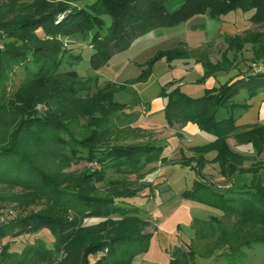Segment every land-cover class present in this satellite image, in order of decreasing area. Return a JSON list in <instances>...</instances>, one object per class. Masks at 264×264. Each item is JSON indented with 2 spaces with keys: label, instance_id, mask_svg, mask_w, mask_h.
<instances>
[{
  "label": "trees",
  "instance_id": "trees-1",
  "mask_svg": "<svg viewBox=\"0 0 264 264\" xmlns=\"http://www.w3.org/2000/svg\"><path fill=\"white\" fill-rule=\"evenodd\" d=\"M78 1L81 0H6L0 9V182L7 181L36 194L44 192L48 184L49 197L64 207L53 204L45 211L0 224L1 240L8 236L18 239L20 235H37L44 230L54 236L52 249L40 239L33 245L27 244L22 253L8 252L6 245L0 252V264H18L21 259V264H34L37 259H51L56 252L64 253L62 264H133L136 256L149 247L154 233L149 230L151 220L140 216L138 208L117 205L118 200L130 198L137 191L123 195L115 190L104 196L90 191L85 182L92 179L103 182L108 169L118 174H138L150 165L166 163L163 148L110 143L113 118L124 113V108L114 101L120 85L113 82L101 85L98 79L84 78L77 71H61L65 61L72 64L79 57L68 58L65 40L90 34L96 24L103 26L100 15L108 13L112 17L109 35L103 39L95 35L91 43L90 64L92 69L99 70L130 49L140 37L197 15L210 13L212 18L219 19L237 10L254 11L252 23H264V0H98L91 10L77 8L74 4ZM227 42L233 56L225 55L223 64L203 62L205 77L219 69L230 71L245 45L251 44L253 64L248 74L206 92L201 98L185 95L176 82L163 87L162 96L167 99L165 111L170 125L193 123L216 138L198 153L216 150L224 175L230 177L245 161L231 149L230 137L234 136L241 145L252 144L258 155L264 154V126L238 127L237 115L249 105L234 101L241 89L247 90L249 99L264 89V74L253 72L254 64L264 62V32L237 35ZM18 69H22L23 78L17 85ZM11 84L18 88L8 98ZM93 89L98 92L92 97H82L85 90ZM222 109L230 114L219 119ZM84 152L86 161L103 166L101 175L85 172L79 183V179L74 183L68 181L74 178L69 176L66 189L62 188L63 179H57L64 173L56 177L53 169L62 170L64 161L69 165L80 161ZM200 158L203 163L204 158ZM262 168L264 165L259 161L251 168L255 182L248 190L235 191L233 187L214 190L209 182L200 180L195 182L192 192H186L187 198L222 213V218L199 223L217 224L218 242L231 251L232 257L234 253L240 256L244 247L264 246V185L257 178ZM46 171L53 175L50 179ZM56 209H63L62 213ZM67 209H73L81 218L70 217ZM82 218L99 219L108 229L102 236L93 232L83 235ZM199 228L201 234L205 227ZM105 250L102 260L89 261L91 256ZM190 253L192 259L196 252ZM183 261L173 258L171 264Z\"/></svg>",
  "mask_w": 264,
  "mask_h": 264
},
{
  "label": "rangeland",
  "instance_id": "rangeland-1",
  "mask_svg": "<svg viewBox=\"0 0 264 264\" xmlns=\"http://www.w3.org/2000/svg\"><path fill=\"white\" fill-rule=\"evenodd\" d=\"M5 2L6 0H0V9ZM97 2L98 0H81L74 5L77 8L91 10L92 6ZM100 18L103 20V26L99 27L96 24L92 27L90 34L78 35L72 39L65 40V51L68 58H73L72 56L79 57L78 59L74 58L76 61L72 60V64H66L67 62L65 61L61 71H77L84 78L98 79V83L104 85L110 78H115L117 71L127 62L126 60H134L140 56L139 53L145 46L143 43H146L148 39L146 37L141 39L140 37L133 47L118 54L113 63H109L99 70H94L90 64V58L93 54V49L91 48L92 40L95 35H100L101 39L108 36L112 23V17L106 12L101 14ZM249 31L264 32V23L254 24L253 27L240 36H245V34L250 33ZM38 34L43 36L42 31H38ZM225 43H223L224 48L226 46ZM152 68L155 69V62L151 63L150 61L140 68V74L135 79H132L134 80L133 82L130 80L119 84L120 89L115 93L114 101L124 108L123 112L125 114L122 113L118 117L113 118L111 124L113 131L112 136H110V143L126 146L145 144L162 146V157L166 159V163L150 165L138 174H118L114 170L108 169L103 182H96L94 179L87 180L85 182L87 188L95 194L104 196H108V193L113 194L115 190H119L123 195L127 194L128 191H137V194L130 196V198L117 201L119 206L138 208L139 215L152 222V227L149 230L154 233L149 247L145 252L136 256L133 264H171L173 258L184 259L185 261L182 264H264L263 245H256L251 249L244 247L240 251V256L238 253H234L232 257L231 251L218 242L220 231L217 228V224L215 223L213 226L210 222L207 226L206 223H199L200 221L207 222L215 217L218 219L222 218V215H218L210 211L209 207L186 197V192H192L195 182L200 180L209 182L214 190H217L219 186H226L230 183L234 185L235 191L252 188L255 182V175L251 168L258 161L261 165H264V155L256 153L258 158L253 163L255 153L253 145H238L237 150L239 152L237 153L245 161L240 166V170L228 177L224 175L222 166L217 161L218 153L216 150L209 149L206 150V153H198L199 149L212 143H210L212 134L202 130L198 125L194 124V126L190 125L181 129L177 127L178 123L170 125L168 121L158 120L151 122L159 129L157 132L153 131L152 127L148 126V122L151 120L150 115L153 111L150 110L149 114L145 115L141 113L142 108L147 103L146 98L149 95H153L154 86L159 84V82L162 87H165V85L162 84L156 74L153 77L154 71ZM18 70L17 85L23 78L22 69ZM135 75L130 78H134ZM17 88L16 85L13 86L11 84L7 91V97L12 98ZM96 92H98V89L85 90L82 97H92ZM160 97L163 100L165 111L167 99L162 94H160ZM227 114L226 112V116ZM226 116L221 113L218 118L224 119ZM201 156L204 158L203 163H200ZM85 158H87L86 152H84L80 161L74 162L72 165L64 161L62 170L53 169L52 173L56 177H59L61 172L64 173L60 179H57V181L63 179L62 188L66 189V184H68L66 183V177L73 176L74 178H69L68 181L71 179L74 183L79 179L77 181L79 183L81 179L83 180L85 172H97L96 176L101 175L103 166L98 163V165H93L92 167V162L86 161ZM89 174L91 173L89 172ZM53 175L48 172L47 179H50ZM257 178L264 185V168L259 170V177ZM47 185L44 188V192L36 194L31 189L1 181L0 218H5L4 225L32 212L45 211L49 207H53V204L57 208H64L54 203L53 199L49 197ZM62 210L56 209L55 211H59L61 214ZM67 213L70 214V217L81 218L73 209L69 211L67 209ZM104 224L99 219L83 220L82 218L80 227L84 230L82 232L83 235L93 232L102 236L108 229ZM201 225L205 229L201 234H198L200 231L199 226ZM37 239L42 240L52 249L54 236L51 232L44 230L37 235H20L18 239L8 236L0 244V252L4 251L3 249L6 248V245H9L7 247L8 252L22 253L27 244L33 245ZM80 240L82 241V238ZM192 250L196 252V255L191 259L190 251ZM64 257V253L56 252L51 259L46 261L37 259L40 262L36 261L34 264H62ZM186 259H189V262H186ZM94 260L95 255L89 259L90 262H94ZM21 262H23V259L18 264H21ZM95 262L99 261L95 260Z\"/></svg>",
  "mask_w": 264,
  "mask_h": 264
},
{
  "label": "crops",
  "instance_id": "crops-1",
  "mask_svg": "<svg viewBox=\"0 0 264 264\" xmlns=\"http://www.w3.org/2000/svg\"><path fill=\"white\" fill-rule=\"evenodd\" d=\"M253 14L254 11L245 12L237 10L219 19H215L211 17L210 13H206L205 15H197L189 21L175 26L156 29L141 37V39L146 37L148 40H146V43H143L145 46L139 53L140 56L136 57L138 60L136 58L134 60H126L127 62L117 71L115 78H110L107 82L122 84L123 82L135 79L140 74V68L143 65L157 59L155 69L152 68L154 71L153 77L156 74L165 86L171 82H176L180 85L181 91L185 95L194 99L201 98L206 92L214 88L218 89L227 83L235 82L245 74H248L253 64L251 44L245 45L244 51L239 54V60L233 63L230 71L219 69L215 74L205 77L206 70L203 62L207 60L208 64L216 65L217 63L223 64L225 55L231 58L233 52L228 50L227 39L237 35L240 36L253 27L254 24L251 21ZM224 42H226L225 48ZM115 57L110 63L114 62ZM134 74H136L135 77L130 78ZM162 88L160 82L154 86L152 90L153 95H149L146 98L147 103L143 105L141 112L146 115L149 114L150 110L153 111L150 115L151 120H149L148 126L152 127V130L155 132L159 129L151 122L158 120L167 121L164 103L160 97ZM234 101L239 104L249 105L247 109L238 113L236 123L238 127L264 126V89L259 90L258 94L252 99H249L246 89H241L239 94L234 98ZM221 111L219 115L222 113L223 116H226V112L228 113L225 118L230 114L226 109H222ZM190 125L194 126L193 123H188L184 126L178 124L177 127L183 129ZM157 137L159 138V136ZM211 137L212 141L210 143H213L216 138L213 135ZM228 144L231 149H234V152H239L237 147L240 144L236 142L234 136L228 139ZM257 158L258 156L255 152L253 163L256 162ZM230 184L235 188L232 183ZM208 209L218 215L222 214L218 210Z\"/></svg>",
  "mask_w": 264,
  "mask_h": 264
},
{
  "label": "built area",
  "instance_id": "built-area-1",
  "mask_svg": "<svg viewBox=\"0 0 264 264\" xmlns=\"http://www.w3.org/2000/svg\"><path fill=\"white\" fill-rule=\"evenodd\" d=\"M253 72L254 73H259V74H264V62H259L254 64L253 66ZM98 165L97 163H93L92 167ZM233 186L231 184H227L226 186H219L217 187L218 189H231ZM5 218H0V224H4L5 223ZM3 243V240L0 239V244ZM107 253V250L102 251V252H98L95 255V260L96 261H100L102 259V257Z\"/></svg>",
  "mask_w": 264,
  "mask_h": 264
}]
</instances>
